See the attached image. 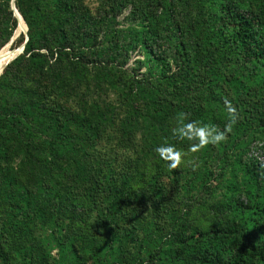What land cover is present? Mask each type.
Masks as SVG:
<instances>
[{"label": "trees", "instance_id": "16d2710c", "mask_svg": "<svg viewBox=\"0 0 264 264\" xmlns=\"http://www.w3.org/2000/svg\"><path fill=\"white\" fill-rule=\"evenodd\" d=\"M16 7L29 41L0 75V264H264V0ZM225 100L232 132L190 152L178 114L223 130Z\"/></svg>", "mask_w": 264, "mask_h": 264}, {"label": "clouds", "instance_id": "9594fccd", "mask_svg": "<svg viewBox=\"0 0 264 264\" xmlns=\"http://www.w3.org/2000/svg\"><path fill=\"white\" fill-rule=\"evenodd\" d=\"M225 108L229 119L223 130H219L215 125H202L198 121H189L188 114L179 113L173 135L180 141L190 142L189 151L192 153L198 152L210 144L219 145L227 139V134L232 132L238 118L237 110L230 101L225 100ZM155 151L168 164L169 169L178 168L184 155L171 144L159 146Z\"/></svg>", "mask_w": 264, "mask_h": 264}, {"label": "rangeland", "instance_id": "374dc122", "mask_svg": "<svg viewBox=\"0 0 264 264\" xmlns=\"http://www.w3.org/2000/svg\"><path fill=\"white\" fill-rule=\"evenodd\" d=\"M252 2H253V5H254V8L256 10V9H258L257 6L262 2V0H252ZM21 26L24 28V31L27 29V26H26L25 23L21 22ZM21 33H23V32L20 30V27L18 26V29L16 30L15 36L13 37L12 41L3 48V51L2 52L0 51L1 52V54H0V61H1V58L4 55L10 54V50L12 49V44H13L14 40L17 39L21 35ZM9 60L10 59H8V61ZM7 64H5V67H6ZM4 69L5 68H3V70ZM3 70L1 71L0 75L2 74ZM187 157H189V155ZM54 253L56 254V252H54ZM62 256L64 257V259H65L66 262L67 261L68 262H71V261H74V260L77 259V255H76L75 250L73 249L72 244H69L66 247L65 251H63V253H62Z\"/></svg>", "mask_w": 264, "mask_h": 264}, {"label": "water", "instance_id": "95a60500", "mask_svg": "<svg viewBox=\"0 0 264 264\" xmlns=\"http://www.w3.org/2000/svg\"><path fill=\"white\" fill-rule=\"evenodd\" d=\"M11 6H12V10L14 11V14L16 16V18L18 19V22H19V27H21V22H25L23 17L21 16V14L19 13L17 7H16V0H12L11 2ZM26 24V23H25ZM27 26V25H26ZM24 35H25V42L18 48H15V49H11L10 50V53L13 55V58L11 61H13L14 59H16L19 55L23 54L24 53V50H25V47H26V44L28 43L29 41V36H28V27L25 31H23ZM9 61L8 64L11 62ZM7 64V65H8ZM6 65V66H7Z\"/></svg>", "mask_w": 264, "mask_h": 264}, {"label": "bare ground", "instance_id": "6f19581e", "mask_svg": "<svg viewBox=\"0 0 264 264\" xmlns=\"http://www.w3.org/2000/svg\"><path fill=\"white\" fill-rule=\"evenodd\" d=\"M23 22V21H22ZM25 23V22H23ZM13 58V55L10 53V54H7V55H4L2 58H1V61H0V73L1 71L3 70V68L5 67V64H7L9 61H11ZM8 59H10L8 61ZM8 61V62H7ZM7 62V63H6Z\"/></svg>", "mask_w": 264, "mask_h": 264}]
</instances>
